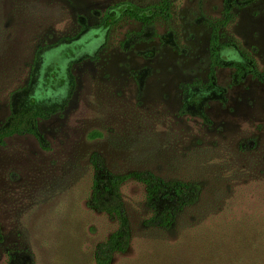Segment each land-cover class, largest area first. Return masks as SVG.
<instances>
[{
	"label": "rangeland",
	"instance_id": "374dc122",
	"mask_svg": "<svg viewBox=\"0 0 264 264\" xmlns=\"http://www.w3.org/2000/svg\"><path fill=\"white\" fill-rule=\"evenodd\" d=\"M162 1L0 0V129L62 109L38 121L43 146H0V264H97L119 226L92 206L107 174L127 177L130 231L110 264H264V83L217 69L202 106L183 107L209 85L213 23L222 60L243 54L264 74V0H171L147 27L124 15ZM147 174L198 188L167 230L146 225L176 208L148 201L134 177Z\"/></svg>",
	"mask_w": 264,
	"mask_h": 264
},
{
	"label": "trees",
	"instance_id": "16d2710c",
	"mask_svg": "<svg viewBox=\"0 0 264 264\" xmlns=\"http://www.w3.org/2000/svg\"><path fill=\"white\" fill-rule=\"evenodd\" d=\"M170 2L171 0H163L162 4L155 8L157 12L154 13L152 17L140 14L141 10L139 9L136 11L126 10L124 15L131 20L141 22L144 26H147L155 18L162 17L166 19L169 17L168 10L170 8ZM223 25V22L211 24V36L209 41L210 71L208 75L210 82L214 80L216 68L227 67L219 57V50L225 47V45L220 44L219 36V31ZM245 60L248 62V65L245 67L241 65L232 66L236 68L237 76L242 78L245 74H250L253 78L261 80L264 75L255 68L254 63L248 57H245ZM68 79L71 81V85H73L74 80L70 72L68 73ZM61 110L62 109H41L36 107L27 109L25 115L19 116L13 114L9 124L0 129V146L5 145V140L7 138L24 135L33 136L39 144L43 146L44 140L38 131V121L47 120ZM93 163L95 164L96 161ZM134 177L145 185L147 199L152 205L155 204L156 201L161 200L174 202L176 204V208L174 209L164 207L163 210L156 212L155 215L146 222V225L149 227L161 230L169 229L174 222L176 213L195 202L196 192L198 191L197 187L180 182L166 183L151 174L134 175ZM126 179L127 177H119L111 174H107L105 178H95L92 206L115 216L119 222L118 229L97 249V264H110L114 255L125 253L129 248L130 231L120 194V187Z\"/></svg>",
	"mask_w": 264,
	"mask_h": 264
},
{
	"label": "flooded vegetation",
	"instance_id": "af4514ba",
	"mask_svg": "<svg viewBox=\"0 0 264 264\" xmlns=\"http://www.w3.org/2000/svg\"><path fill=\"white\" fill-rule=\"evenodd\" d=\"M231 3V2H230ZM226 10H227V12H226ZM229 13V5H228V7H226V9H225V15H227ZM220 22H223V21H220ZM216 23H218V22H216ZM224 24H225V22H223ZM214 24V23H213ZM143 25V24H142ZM224 26V25H223ZM222 26V27H223ZM143 27H147V26H144L143 25ZM211 27V26H210ZM221 27V28H222ZM221 30V29H220ZM210 36H211V33H210ZM219 36H220V31H219ZM209 41H210V39H209ZM220 44H222L221 42H220ZM222 45H225V47H223L221 50H219V57H220V53L223 51V50H225V49H227L228 47H229V45H227V44H222ZM208 52H209V43H208ZM240 57L242 58V62H240V63H235V62H225V61H223L222 60V58L220 57V59H221V61L227 66V67H224V68H228V69H232L233 71H234V76L238 79V80H241V79H243V78H245V77H247V76H249L248 74H245V76L244 77H242V78H239L238 76H237V72H236V68L235 67H232V66H235V65H241V66H243V67H245L246 65H248V62L245 60V55H243V54H240ZM209 59H210V55H209ZM250 59V58H249ZM251 60V59H250ZM252 61V60H251ZM253 62V61H252ZM254 63V62H253ZM229 65H231V66H229ZM254 66H255V63H254ZM255 68H256V66H255ZM217 69H223V68H216L215 69V74H216V70ZM257 69V68H256ZM243 70H244V68H243ZM209 71H210V69H209ZM262 74V73H261ZM209 75V74H208ZM264 75V74H263ZM250 76H252V75H250ZM215 78V77H214ZM256 79V78H255ZM257 80H259L261 83H264V77H262L261 78V80L263 81H261L260 79H257ZM208 81H209V78H208ZM213 82H214V80H213ZM213 82H208L209 83V85H206V86H200V85H197V86H195L194 88V90H197V91H203L202 93H203V95H200V96H198V95H196V96H198V97H191V98H185L184 99V103H183V107L185 108V109H187V108H189L190 106H193V105H198V106H202V104L207 100L206 98H208V94H209V90H211V88H213V85H214V83ZM69 83H70V86H71V81H69ZM42 109H44V108H42ZM46 109H48V108H46Z\"/></svg>",
	"mask_w": 264,
	"mask_h": 264
}]
</instances>
